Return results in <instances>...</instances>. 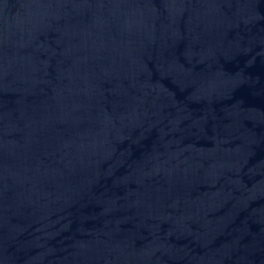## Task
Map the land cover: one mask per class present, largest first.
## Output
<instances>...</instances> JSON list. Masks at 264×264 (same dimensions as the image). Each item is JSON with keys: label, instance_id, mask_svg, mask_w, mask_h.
<instances>
[{"label": "water", "instance_id": "water-1", "mask_svg": "<svg viewBox=\"0 0 264 264\" xmlns=\"http://www.w3.org/2000/svg\"><path fill=\"white\" fill-rule=\"evenodd\" d=\"M0 264H264V0H0Z\"/></svg>", "mask_w": 264, "mask_h": 264}]
</instances>
